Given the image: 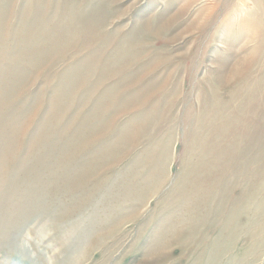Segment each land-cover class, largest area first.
Instances as JSON below:
<instances>
[{
	"label": "rangeland",
	"instance_id": "374dc122",
	"mask_svg": "<svg viewBox=\"0 0 264 264\" xmlns=\"http://www.w3.org/2000/svg\"><path fill=\"white\" fill-rule=\"evenodd\" d=\"M252 5L0 0V129L16 128L0 264H264ZM253 48L241 78L209 88ZM211 105L233 126L209 127Z\"/></svg>",
	"mask_w": 264,
	"mask_h": 264
},
{
	"label": "bare ground",
	"instance_id": "6f19581e",
	"mask_svg": "<svg viewBox=\"0 0 264 264\" xmlns=\"http://www.w3.org/2000/svg\"><path fill=\"white\" fill-rule=\"evenodd\" d=\"M103 1V0H102ZM252 2V8H250L249 12H248V16L249 17H253V14L255 15L256 12H257V15H260L262 16V24L259 25L258 27V31L261 33L262 30L264 31V0H250ZM102 3V2H101ZM106 3V2H105ZM103 12V11H102ZM95 15V14H94ZM25 16V15H24ZM162 18V17H161ZM161 18H160V21L156 23V25L154 26V24L152 23V28L151 30L153 29L154 33L158 36L159 34L162 35L161 33L163 32L164 30V27H162V24L161 23ZM2 20H5V17L4 15L2 17H0V36L1 34L3 33V26H4V23ZM27 21V20H26ZM103 22V21H102ZM256 22V21H255ZM21 23V22H20ZM30 23V22H29ZM40 23V22H39ZM146 23V22H145ZM161 23V24H160ZM34 24V23H33ZM100 24V23H98ZM34 26V25H33ZM38 28V27H37ZM145 28V27H144ZM245 29V28H244ZM243 29V30H244ZM144 30V29H143ZM34 31V30H33ZM169 31V30H168ZM10 33V32H9ZM159 33V34H158ZM165 34V33H164ZM163 34V36H164ZM240 34V33H239ZM41 35V34H40ZM159 35V36H160ZM167 35V34H166ZM184 35V34H183ZM182 35V36H183ZM250 37V35H248L246 37V39H248ZM163 38V37H162ZM256 38L257 36H255L254 40H251V43L252 42H255L256 41ZM30 39V38H29ZM26 40V39H25ZM136 40V39H135ZM134 40V41H135ZM261 41V40H259ZM244 41H242L243 43ZM133 43V42H132ZM140 43V42H139ZM241 43V44H242ZM33 44V43H32ZM237 44V43H236ZM35 45V44H34ZM228 45V44H227ZM252 45V44H251ZM250 45V46H251ZM255 45V44H254ZM30 46V45H28ZM35 47V46H34ZM131 47V45H130ZM245 49V48H244ZM37 51V50H36ZM35 51V52H36ZM251 54H254L255 53V50L254 48L253 49H247V58L245 59H240V61L237 63V65H235V67L232 69L231 71V74L228 76V80H226L225 78H227V74L226 72L223 74V72L225 71V68H220L221 72L219 74V76L217 77H214L212 80H213V84L210 85L209 88H212L214 89V87L216 86H219V85H223V84H230L233 80H236V79H239L241 78V76L243 74L246 73L247 71V67L249 65V62H250V57L249 55ZM40 54V53H39ZM135 54V53H134ZM264 54V53H263ZM114 56V55H113ZM128 56V55H127ZM111 57V56H110ZM264 57V56H263ZM120 58V57H119ZM236 58V57H235ZM124 59V58H123ZM233 59V58H232ZM37 60V59H36ZM110 60V59H109ZM115 60V59H114ZM111 59V61H114ZM235 60V59H234ZM230 64V63H229ZM95 66V65H94ZM229 66V65H228ZM231 66V65H230ZM129 67V66H128ZM139 67V66H138ZM36 68V67H35ZM91 70V69H90ZM85 71V70H84ZM139 73V72H138ZM143 74V73H142ZM141 75V74H140ZM75 81V80H74ZM161 84V83H160ZM203 84V83H202ZM162 85V84H161ZM153 87V86H152ZM202 87V86H201ZM163 88V87H162ZM208 88V89H209ZM205 89V88H204ZM8 86H5V91L6 93H8ZM242 90V89H241ZM18 90H14L13 93L17 92ZM112 93V92H111ZM156 93V92H155ZM110 95V94H109ZM221 98V97H220ZM237 99L235 98V101L233 102H236ZM209 102V101H208ZM218 106V105H217ZM201 113H204V116L205 115H209V127H213V126H218V127H221L222 125V122L223 120H230L231 122H229V125L230 126H233V123L234 122V119L233 118H230V115L227 114L228 111L227 110H224V109H221L219 107H216L214 105H211L208 109L207 108H204L202 109V112ZM132 116V115H131ZM262 116V115H261ZM136 118V117H135ZM243 119V118H242ZM218 122V124H217ZM11 123V122H10ZM237 124H240L238 121H237ZM6 125V122L5 124L2 126L4 127ZM131 125V124H130ZM195 127H201V128H204L206 126L204 120L202 119H199L196 121L195 123ZM228 125V126H229ZM226 130V129H225ZM234 130V129H233ZM238 130V129H237ZM241 130V129H239ZM224 132V131H223ZM230 133V132H229ZM16 135V128L14 126H12V123H11V126L10 128H8L7 130H3V129H0V195H4V189L5 187L7 188V191H10V185L6 186L3 184V180L5 179H2L6 173H8V170L10 168V166H3L4 163L7 161V159H10V160H13V157L12 155H14V152L12 150V139L14 138V136ZM232 137V136H231ZM238 138V137H237ZM236 139V138H235ZM233 140V139H232ZM196 141V140H195ZM194 141V142H195ZM242 142V141H241ZM222 143V142H221ZM225 143V142H224ZM106 144V143H105ZM239 144V143H238ZM244 144V143H243ZM205 145V144H204ZM239 147V146H237ZM234 149V148H233ZM47 156V154H46ZM169 158V157H168ZM14 165V164H13ZM40 167V166H39ZM14 169V167H13ZM48 169V168H47ZM9 173H12V172H9ZM50 173V172H49ZM79 174V173H78ZM12 175V174H11ZM79 176V175H78ZM6 177V176H5ZM196 192V191H195ZM198 195V194H197ZM9 196V195H8ZM7 196V197H8ZM202 199V198H201ZM1 200L5 201V197L3 198L2 196H0V203H1ZM204 201V200H203ZM5 204H8V203H5ZM10 205V204H9ZM55 210V208L53 209ZM5 211V210H4ZM16 212H17V209H16ZM56 212V211H55ZM57 213V212H56ZM8 219V218H7ZM12 219V218H11ZM5 221L4 218H1L0 217V223L2 224L3 222ZM3 225V224H2ZM14 228H16L14 226ZM25 245V244H24Z\"/></svg>",
	"mask_w": 264,
	"mask_h": 264
}]
</instances>
